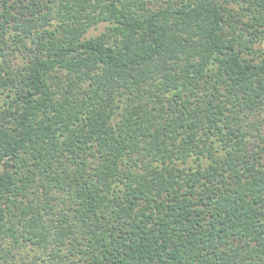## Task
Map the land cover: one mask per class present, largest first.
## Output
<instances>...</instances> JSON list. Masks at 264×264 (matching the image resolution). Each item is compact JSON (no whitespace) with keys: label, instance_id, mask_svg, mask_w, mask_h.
<instances>
[{"label":"trees","instance_id":"obj_1","mask_svg":"<svg viewBox=\"0 0 264 264\" xmlns=\"http://www.w3.org/2000/svg\"><path fill=\"white\" fill-rule=\"evenodd\" d=\"M0 264H264V0H0Z\"/></svg>","mask_w":264,"mask_h":264},{"label":"rangeland","instance_id":"obj_2","mask_svg":"<svg viewBox=\"0 0 264 264\" xmlns=\"http://www.w3.org/2000/svg\"><path fill=\"white\" fill-rule=\"evenodd\" d=\"M101 29H102V25H99L98 29H91L89 32L93 34V33H97Z\"/></svg>","mask_w":264,"mask_h":264}]
</instances>
